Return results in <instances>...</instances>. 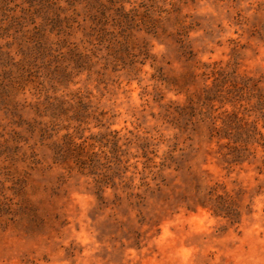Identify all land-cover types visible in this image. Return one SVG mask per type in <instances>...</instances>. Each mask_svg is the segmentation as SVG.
I'll use <instances>...</instances> for the list:
<instances>
[{
	"label": "rangeland",
	"instance_id": "rangeland-1",
	"mask_svg": "<svg viewBox=\"0 0 264 264\" xmlns=\"http://www.w3.org/2000/svg\"><path fill=\"white\" fill-rule=\"evenodd\" d=\"M119 1L0 0V264H264V0Z\"/></svg>",
	"mask_w": 264,
	"mask_h": 264
},
{
	"label": "trees",
	"instance_id": "trees-1",
	"mask_svg": "<svg viewBox=\"0 0 264 264\" xmlns=\"http://www.w3.org/2000/svg\"><path fill=\"white\" fill-rule=\"evenodd\" d=\"M67 1V4L69 5V7H72L73 5L75 4H80L82 3V1H85V0H66ZM118 3L119 4V7H117V9H122L123 8V5H122V2L119 1V0H115V3ZM87 4V2H84ZM85 5V4H84ZM74 9V8H73ZM99 19H104V23H107V15L104 14V12L100 11L99 10ZM223 126L221 127V129L224 131V130H230V129H234V136L235 135H238L236 130L237 128L239 129V124L236 125L233 118H227L226 120H223ZM213 128L215 129V127L213 126ZM217 133V131L215 132ZM228 133L227 135L230 136V132H226ZM66 136V135H65ZM227 136V137H229ZM225 137V136H223ZM231 137V136H230ZM69 148H67V153L70 155V156H74L72 155L73 152L75 151V159H74V162L76 163V165L81 168V169H85V168H94L98 161L97 159H95L92 155H85V154H80L81 152H77V149H82L83 147L77 144H75L74 142L72 143V141L70 140L69 142ZM60 156V160L61 162H64V158H62V153L58 154ZM210 195V194H209ZM203 203H208V205L210 206V208L213 210L214 213L216 214H219V215H222V216H225V217H234L236 218L238 216L237 212H235L234 210H231L229 208V206L224 203V200H222V197L221 196H216L214 198L211 197V195L209 196L208 198V201L207 202H203Z\"/></svg>",
	"mask_w": 264,
	"mask_h": 264
}]
</instances>
